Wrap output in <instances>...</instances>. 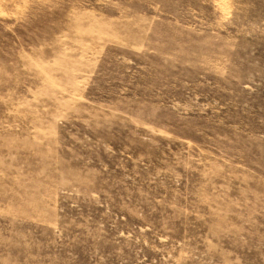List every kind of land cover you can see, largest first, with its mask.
<instances>
[{
  "label": "rangeland",
  "instance_id": "374dc122",
  "mask_svg": "<svg viewBox=\"0 0 264 264\" xmlns=\"http://www.w3.org/2000/svg\"><path fill=\"white\" fill-rule=\"evenodd\" d=\"M0 264H264V0H0Z\"/></svg>",
  "mask_w": 264,
  "mask_h": 264
}]
</instances>
